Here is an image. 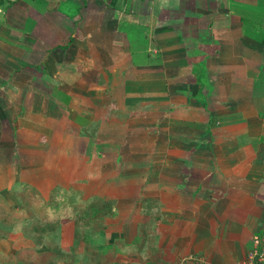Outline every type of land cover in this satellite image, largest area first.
Masks as SVG:
<instances>
[{
	"label": "crops",
	"instance_id": "obj_1",
	"mask_svg": "<svg viewBox=\"0 0 264 264\" xmlns=\"http://www.w3.org/2000/svg\"><path fill=\"white\" fill-rule=\"evenodd\" d=\"M23 186L114 204L93 264H237L264 234V0H0V204Z\"/></svg>",
	"mask_w": 264,
	"mask_h": 264
},
{
	"label": "rangeland",
	"instance_id": "obj_2",
	"mask_svg": "<svg viewBox=\"0 0 264 264\" xmlns=\"http://www.w3.org/2000/svg\"><path fill=\"white\" fill-rule=\"evenodd\" d=\"M55 188L49 193L50 197H58L54 202H38L40 194L28 186H23L19 194H14L23 204L20 202L11 204L8 200L0 204V260H3L2 263L8 264V261L15 257L9 248L12 247L13 241L15 245H24L29 239L38 244L36 257L51 264L110 262L114 254H110L109 250L105 252L103 248L100 250L96 247V249L92 248L88 240L94 239L96 243L102 241L101 237L96 234H99L104 226H108V218L117 214L114 204L94 200L99 208L89 215L91 204L89 205V201L81 200V192L77 191L76 187H70L67 192L64 190L62 192L60 188V190L58 188L55 190ZM9 195L13 196L11 193ZM62 198L64 199L61 200ZM109 205L113 206V212ZM16 206L37 212V214L26 211L23 212L26 214L12 217L9 212H12L13 207ZM86 211L88 215L85 214ZM94 218L100 219L95 220ZM10 230H20L21 234H26V236H10ZM120 253L124 252L119 251L115 255ZM18 259H16L17 262Z\"/></svg>",
	"mask_w": 264,
	"mask_h": 264
},
{
	"label": "trees",
	"instance_id": "obj_3",
	"mask_svg": "<svg viewBox=\"0 0 264 264\" xmlns=\"http://www.w3.org/2000/svg\"><path fill=\"white\" fill-rule=\"evenodd\" d=\"M58 188V190H60L61 189V191L63 192V190H64V192H67L69 189L68 188H64V187H61V186H58V187H56L55 188V190ZM60 188V189H59ZM58 199V197L57 196H51L50 197V199L48 200V202L47 203H49V202H54V201H56ZM64 198H62L61 200H63ZM67 199V198H66ZM87 201H89V205H90V209L91 210H89L88 211V214L90 215V214H92L91 212L93 211V210H95L96 208H99V207H97L96 205H95V203H94V200L93 199H88V200H86L85 202H87ZM106 203H109L110 204V202H107V201H105ZM93 203V204H92ZM17 207V206H16ZM109 207L111 208V211L113 212L114 211V209L112 210V208H113V206H110L109 205ZM23 209H25V208H23ZM84 210H86V209H84ZM88 210V209H87ZM26 211H29V209H25V212ZM29 212H31V211H29ZM31 213H33L34 215H36L37 214V212L35 213V212H31ZM85 214H87V211L85 212ZM87 214V215H88ZM114 215V214H113ZM39 217H41V216H39ZM37 218V217H36ZM95 220H97V219H100V218H94ZM45 220H47V219H45ZM92 220V219H91ZM94 221V220H93ZM84 239V238H83ZM84 241H85V239H84ZM89 241V243L90 244H92V248H94V249H104V251L106 252V251H110V249H111V243H109V242H104V243H100V242H98V243H96V241L94 240V239H92V240H88ZM96 247V248H95ZM31 264H51L50 262H44V261H41L40 259L37 261V262H33V263H31Z\"/></svg>",
	"mask_w": 264,
	"mask_h": 264
},
{
	"label": "built area",
	"instance_id": "obj_4",
	"mask_svg": "<svg viewBox=\"0 0 264 264\" xmlns=\"http://www.w3.org/2000/svg\"><path fill=\"white\" fill-rule=\"evenodd\" d=\"M264 261V234L253 237V247L237 264H257Z\"/></svg>",
	"mask_w": 264,
	"mask_h": 264
}]
</instances>
